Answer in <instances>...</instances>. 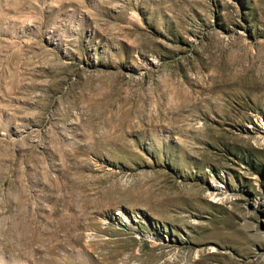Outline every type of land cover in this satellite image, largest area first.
Wrapping results in <instances>:
<instances>
[{
    "label": "rangeland",
    "instance_id": "1",
    "mask_svg": "<svg viewBox=\"0 0 264 264\" xmlns=\"http://www.w3.org/2000/svg\"><path fill=\"white\" fill-rule=\"evenodd\" d=\"M0 264H264V0H0Z\"/></svg>",
    "mask_w": 264,
    "mask_h": 264
}]
</instances>
